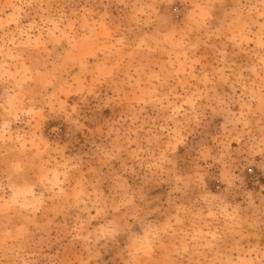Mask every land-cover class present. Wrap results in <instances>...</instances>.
I'll return each instance as SVG.
<instances>
[{"label": "rangeland", "instance_id": "1", "mask_svg": "<svg viewBox=\"0 0 264 264\" xmlns=\"http://www.w3.org/2000/svg\"><path fill=\"white\" fill-rule=\"evenodd\" d=\"M0 264H264V0H0Z\"/></svg>", "mask_w": 264, "mask_h": 264}]
</instances>
